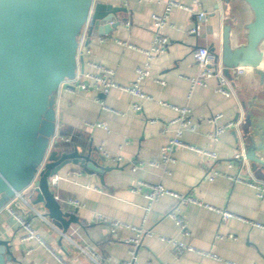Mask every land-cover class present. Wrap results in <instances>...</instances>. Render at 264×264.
Masks as SVG:
<instances>
[{"label": "crops", "instance_id": "1", "mask_svg": "<svg viewBox=\"0 0 264 264\" xmlns=\"http://www.w3.org/2000/svg\"><path fill=\"white\" fill-rule=\"evenodd\" d=\"M98 1L126 10L116 13L120 24L109 33L100 34L95 29L89 34L88 30L79 47L78 69L89 71L90 61L98 62L115 71L118 83L131 84L137 68L147 60L144 50L152 46L153 15L163 12L167 0ZM179 1L193 4L194 0ZM197 1L195 12H208L207 19L200 23L199 35L189 32L198 22L196 13L181 8L172 11L169 24L163 29L170 40L168 50L154 57L151 73L142 82L144 93L151 99L119 88H112L107 94L59 89L57 131L69 139L63 143L81 153L92 148L94 158L111 169L89 173L80 164L71 163L58 173V185L52 190L63 209L77 214L80 220L71 223L66 231L47 215L42 204L32 206L19 197L11 199L14 201L7 205L38 235L28 239V230L7 205L0 210V240L8 241L16 259L14 264H121L129 259L125 240L134 237L135 231L120 227L114 237L108 222L96 220L98 215L152 229L153 234L145 236L139 248L140 264H264V196L233 179L237 175L247 179L252 174L264 181V168L257 173L252 161L232 158L236 153L260 155L257 145L264 136V78L257 69L264 72V41L258 47V52L263 53L258 67H229L234 95L226 96L216 90V76L205 79L204 84H193L192 78L198 74L194 50L213 45L221 53L228 41L235 54L247 45L248 26L255 19L246 0ZM225 67L228 65L219 63L223 73ZM134 103L142 106L141 111L132 108ZM173 105L188 107L192 113L194 130H186L183 140L216 151L217 160L178 147L173 152L175 161L167 169L151 164L160 159L162 148L174 135V127L168 123L179 113ZM219 113L223 114V122L240 119V126L212 139L208 133L215 125L210 118ZM97 123L104 126L91 125ZM103 151L121 156L122 161L106 159ZM214 171L221 175L209 180L208 175ZM138 180L192 194L199 201L181 207L186 232L166 215L177 199L165 195L150 203L146 196L149 187L132 190ZM68 198L79 200L82 206L71 205ZM222 211L231 216L224 219ZM162 237L195 249L178 254ZM9 261L6 259V263Z\"/></svg>", "mask_w": 264, "mask_h": 264}, {"label": "water", "instance_id": "2", "mask_svg": "<svg viewBox=\"0 0 264 264\" xmlns=\"http://www.w3.org/2000/svg\"><path fill=\"white\" fill-rule=\"evenodd\" d=\"M246 1L255 13L247 45L235 54L228 41L221 53L213 45L209 48L216 67L220 62L228 65L227 76L231 66L258 67L263 59L258 47L264 41V0ZM122 10L126 8L98 0H0V210L21 195L27 205L42 204L65 231L80 221L77 214L63 209L50 177L71 163L89 173L111 167L100 164L92 148L81 153L63 143L67 141L57 131L56 96L62 82L76 74L86 21L89 34L95 29L107 34L120 24L116 13ZM257 72L264 78L261 69ZM257 148L260 155L247 153L246 159L258 173L264 168V136ZM14 261L8 241L0 240V264Z\"/></svg>", "mask_w": 264, "mask_h": 264}, {"label": "built area", "instance_id": "3", "mask_svg": "<svg viewBox=\"0 0 264 264\" xmlns=\"http://www.w3.org/2000/svg\"><path fill=\"white\" fill-rule=\"evenodd\" d=\"M194 5H198L197 0H194L193 4H185L179 0H167L163 12L153 15V20H154L153 28H154L155 35H154V39L152 42V46L150 49L144 50L147 56V60L143 66H140L137 68L136 79L131 84L125 85V84L118 83L114 79L115 71L113 69L101 63L90 61L89 64L92 68L91 70L80 71L77 68L75 76L72 78H66L62 82L60 88L64 87L66 90L70 92H74V93L77 91H85V92L99 91L103 94H107L112 88H119L123 91L132 93L133 95L138 96L140 98L151 99L150 96L144 93L142 89V82L151 73V61L154 59V57H156L157 54L164 53L168 50L170 40L168 36L164 34L163 29L169 24L172 11L175 8H181L191 13H196L198 22L196 23L195 26H193L190 29L189 32L195 35H199L200 34V23L207 19L208 12L205 10L195 12ZM88 30H89V19L86 21V24L84 25V28L80 34L79 47L83 43L88 33ZM79 47L77 51V58H78V53H79ZM194 58L198 66V74L196 77L192 78L193 84H204L205 79L216 76L218 80V86L216 90L218 92L226 96H231L235 94V87H234L233 80L227 75H225L222 70H220L218 67L215 66L216 65L215 55L209 52L208 47L200 46L196 48V50H194ZM239 72H241V69H239ZM164 104H167V103H164ZM104 107L107 108L105 105ZM173 107L179 113V115L175 119L171 120L168 123V126L174 127V131H175L174 135L169 139L167 144L162 148L160 159L158 161H152L151 164L157 167L164 166L166 168V166L169 163H172L175 161L173 152L178 147H187V148L196 150L197 152L203 155L209 156L214 160H217L219 158V155L216 151L193 146L183 140V134L186 130H192V131L194 130V126L192 125V121H191L192 113L188 107H180V106H174V105ZM132 108L134 110L141 111L142 106L139 103H134L132 105ZM222 117H223V114L219 113V114L213 115L210 118V121L215 125V128L213 131L208 133L209 138L218 139L219 136L222 133H224L227 129H230V128L238 129L239 128L240 119L223 122L221 121ZM91 125L92 126L94 125L104 126L102 123L91 124ZM62 139L69 140L64 137H62ZM103 154H104V157L110 161H113L116 163H120L122 161L121 156H113L107 151H103ZM232 158L236 160H242V158H246V156L241 153H236L232 156ZM45 163H46V158L42 162V165L40 167L41 169L44 167ZM219 175H221V173H219L218 171H214L213 173H210L208 175V178L209 180H214ZM59 179L60 178L58 174H55L52 177H50V183H51L52 188L58 185ZM233 179L237 182H243V183L250 185L251 187L256 189L258 196L260 197L264 196V181L255 179L254 176H252V174L247 179H244L240 175H237ZM143 186H147L150 189V191L146 194L150 203L158 200L159 198L165 195H170L177 199V203L167 212L166 215L170 217L172 220H174L175 223L183 231L186 232L187 231L186 223H185V219L181 215V207L189 203H198L199 201L192 194L176 193L170 189H167L161 184L149 183L143 180H138L134 185H132V190L135 192H138ZM17 197L21 199L23 198L21 195H18ZM56 198L59 199L57 196ZM22 200H24V198ZM11 201H10V204L14 200L12 202ZM67 202L75 207L82 206L81 202L77 199L68 198ZM9 205H7L9 211H11L16 216L18 221L28 230V234L26 237L28 239H31V238H34L35 236H38L35 234L30 223L27 222L24 218H22L19 214H17L15 210L13 209V207ZM222 212H223L224 219H227L229 216H231V213H229L228 211H222ZM96 220L108 222L110 224V232L112 236L114 237H117V229L120 227H126V228H130L134 230L135 236L125 240V242L128 243L129 245V259L123 261L121 264H140L139 258H138L139 248L141 246L143 238L145 236H149L153 234L152 229H149L145 227L144 225L136 226V225L127 223L125 221L109 219L102 215H98L96 217ZM162 239L170 243L178 254H181L186 250L195 249L194 247L182 241H178L176 239H171V238H166V237H162ZM148 264H152V263L149 262Z\"/></svg>", "mask_w": 264, "mask_h": 264}]
</instances>
